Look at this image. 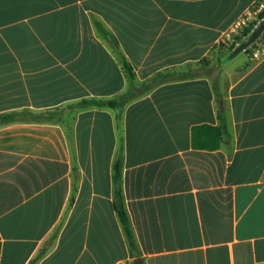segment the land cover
<instances>
[{"label":"crops","instance_id":"1","mask_svg":"<svg viewBox=\"0 0 264 264\" xmlns=\"http://www.w3.org/2000/svg\"><path fill=\"white\" fill-rule=\"evenodd\" d=\"M257 1L0 0V264H264V58L219 55Z\"/></svg>","mask_w":264,"mask_h":264},{"label":"trees","instance_id":"2","mask_svg":"<svg viewBox=\"0 0 264 264\" xmlns=\"http://www.w3.org/2000/svg\"><path fill=\"white\" fill-rule=\"evenodd\" d=\"M262 19H264V11L259 16V21H261ZM256 24H257L256 22L250 24V26L244 30V32L242 34V38L240 40L245 38L254 29ZM235 47L236 46L227 47L221 42V44L219 45V55H221V57L224 58V60H226L229 57V55L231 54V52L234 50ZM248 51H250V49L245 51V53H247ZM220 60H221V58H220ZM122 63H123L124 69L128 75L129 80L130 81L134 80L133 71L130 68V66L128 65V63L125 60H122ZM112 103L113 102H111V101H105V100H85V101L81 102L80 104H78V107H81V108H86L89 106H100V107H102V106H110V105H112ZM219 118H220L221 123L217 127L201 126V127H197L194 129V131H193V142H194L195 147H198L199 149H208V150H216L220 147L222 140L229 135V131H228V125H227L226 118L222 112L219 114ZM0 120L4 121V122L12 121L13 120V114L0 115ZM115 180L118 183V181H119V175L118 174L115 177ZM117 189H118V195L120 196L121 190H120V188H117ZM118 211H119V217H120L121 222L124 226L128 240L132 245L134 242V238L132 236V231L130 228L129 219H128V216H127V214L124 210V207L122 205V201H120V200H119V204H118Z\"/></svg>","mask_w":264,"mask_h":264},{"label":"built area","instance_id":"3","mask_svg":"<svg viewBox=\"0 0 264 264\" xmlns=\"http://www.w3.org/2000/svg\"><path fill=\"white\" fill-rule=\"evenodd\" d=\"M264 11V0L255 2L249 11L240 18L232 30L227 34L222 43L227 47L237 46L241 42L244 30L252 23L259 22V16ZM250 58L253 62H259L264 58V34L250 48Z\"/></svg>","mask_w":264,"mask_h":264},{"label":"water","instance_id":"4","mask_svg":"<svg viewBox=\"0 0 264 264\" xmlns=\"http://www.w3.org/2000/svg\"><path fill=\"white\" fill-rule=\"evenodd\" d=\"M264 34V19L259 21L254 29L241 40V42L234 48V50L229 55V59L237 57L239 54L247 51L254 45Z\"/></svg>","mask_w":264,"mask_h":264},{"label":"rangeland","instance_id":"5","mask_svg":"<svg viewBox=\"0 0 264 264\" xmlns=\"http://www.w3.org/2000/svg\"><path fill=\"white\" fill-rule=\"evenodd\" d=\"M243 54V53H242ZM241 56V54H239L237 57Z\"/></svg>","mask_w":264,"mask_h":264}]
</instances>
